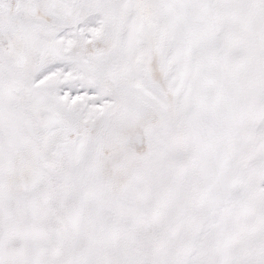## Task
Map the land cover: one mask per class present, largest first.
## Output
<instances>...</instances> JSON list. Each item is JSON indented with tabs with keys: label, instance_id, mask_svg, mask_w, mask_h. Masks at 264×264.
I'll return each mask as SVG.
<instances>
[{
	"label": "snow or ice",
	"instance_id": "1",
	"mask_svg": "<svg viewBox=\"0 0 264 264\" xmlns=\"http://www.w3.org/2000/svg\"><path fill=\"white\" fill-rule=\"evenodd\" d=\"M0 264H264V0H0Z\"/></svg>",
	"mask_w": 264,
	"mask_h": 264
}]
</instances>
